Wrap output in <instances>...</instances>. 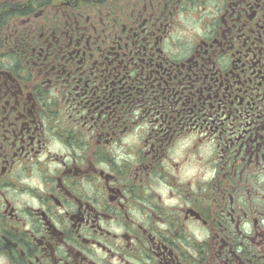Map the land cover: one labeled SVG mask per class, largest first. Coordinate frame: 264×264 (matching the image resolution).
Masks as SVG:
<instances>
[{"label": "flooded vegetation", "instance_id": "af4514ba", "mask_svg": "<svg viewBox=\"0 0 264 264\" xmlns=\"http://www.w3.org/2000/svg\"><path fill=\"white\" fill-rule=\"evenodd\" d=\"M0 264H264V0H0Z\"/></svg>", "mask_w": 264, "mask_h": 264}]
</instances>
